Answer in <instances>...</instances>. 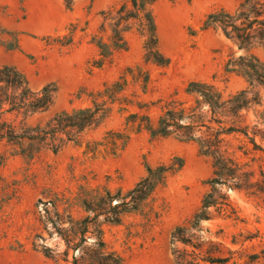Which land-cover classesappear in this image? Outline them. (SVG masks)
I'll return each mask as SVG.
<instances>
[{
    "label": "rangeland",
    "instance_id": "rangeland-1",
    "mask_svg": "<svg viewBox=\"0 0 264 264\" xmlns=\"http://www.w3.org/2000/svg\"><path fill=\"white\" fill-rule=\"evenodd\" d=\"M242 1L155 0L151 10L158 46L169 63L146 60L148 37L143 22L133 19L125 34L128 48L94 67L100 57L96 41H109L116 20L112 17L126 0H73L71 5L66 0H0V68L17 67L33 90L48 84L56 88L45 111L26 115L8 111V105L0 110L5 136L0 139V264H74L82 250L75 251L65 239L77 242L72 222L93 217L84 201L97 211H111L109 217L121 218L116 222L100 215L92 220L84 245L94 244L101 230L109 248L126 264H178L175 250L191 247L173 244L172 233L189 225L211 191L212 159L200 152L196 141L175 135L153 137L145 129L133 134L115 156L94 153L87 144L108 130L123 129L130 113L147 114L156 123L170 96L194 104L195 95L186 91L191 81L211 82L225 97L247 88L246 78L230 71L229 62L240 55H255L264 62V45L239 49L219 29L202 28L211 11L221 7L235 11ZM109 11L112 17L107 16ZM16 43L17 49L10 48ZM122 75L127 85L117 101L108 102L109 116L84 130L79 142L69 141L55 151L50 140L10 137L12 128L26 135L58 112L92 106L96 92ZM258 90L261 104L243 111L242 120L250 135L258 133L263 150H252L248 144L246 155L240 148L245 137L228 141L229 149L254 170L255 184L234 190L217 186L216 195L230 200V216L213 208L214 217L202 222L197 233L202 252L227 257L226 264H264V89ZM104 100L98 98L100 103ZM177 157L184 159L183 167L170 173L140 209L123 213V206L114 210L105 203L107 192L113 196L112 206L121 203L146 175L147 165H171Z\"/></svg>",
    "mask_w": 264,
    "mask_h": 264
},
{
    "label": "trees",
    "instance_id": "trees-1",
    "mask_svg": "<svg viewBox=\"0 0 264 264\" xmlns=\"http://www.w3.org/2000/svg\"><path fill=\"white\" fill-rule=\"evenodd\" d=\"M68 5L73 0H66ZM155 0H126L112 17V11L107 12L115 20L109 41L99 38L96 41L100 49V57L93 62L94 67L103 66L117 50H126L128 40L125 36L129 31V21L139 19L143 22V33L147 35L146 60H152L161 65H167L170 61L159 49L156 35V23L151 10ZM110 17V18H111ZM217 28L223 35L237 44L239 49H249L255 45H264V0H243L235 11H229L223 7L211 11L203 23V29ZM96 38V37H95ZM94 38V40H95ZM70 42V41H69ZM19 44L11 46L17 49ZM140 68V67H139ZM229 70L246 78L248 87L235 94L225 97L223 92L211 82L191 81L186 89L195 95L194 104L187 105L175 95L164 100L161 113L156 123L147 114L130 113L126 117L123 129H111L104 133L100 140L90 142L91 151L104 155H118L128 145L133 134L145 129L153 137H167L175 135L182 140H193L199 145L200 152L209 156L213 163V177L209 180L211 191L205 194L201 208L195 213L189 225H180L172 233V242H182L191 249L175 250V258L178 264H226L227 257L214 253H203L199 241L198 232L201 231V223L212 219V209L216 208L219 214L230 216L232 208L229 198L216 195L217 186H225L228 189H247L255 183L252 179L254 170H249L247 163H242L236 150L228 147L231 137H245L243 145L244 153L252 150H263L257 142V132L250 135L249 125L244 124L242 112L253 105L261 104V96L258 88L264 89V62L255 55H240L229 62ZM133 72V68H128ZM149 74L146 73L144 81L147 84ZM127 78L122 75L119 80L105 85L95 94L93 105L74 108L71 111L63 110L56 113L45 126L31 127L33 133L19 134L12 128L11 138H28L31 141L55 143L54 150L58 151L69 141L79 142L80 134L93 126H97L109 116L111 108L108 102L117 101V96L125 89ZM13 91L12 95L6 92ZM56 88L46 85L40 90H33L29 86L26 76L15 66L0 68V110L8 105V111H23L34 114L45 111L52 104ZM5 97L4 98V95ZM98 98L105 99L101 103ZM133 119V120H131ZM135 124V126H134ZM8 136V135H7ZM4 132L0 130V139L4 138ZM9 137V138H10ZM41 148L43 146H40ZM178 162L171 165L158 166L147 165L146 175L143 176L133 188H131L121 203L112 206L113 196L107 192L106 204L116 210L123 206V213L135 211L141 208L145 201L163 185L170 173L179 171L184 165V159L177 157ZM264 176V170H261ZM104 199V198H102ZM97 199L91 200V202ZM86 211L94 213L83 219L72 222V227L77 228L78 241L68 239V246L73 244V249H81L79 258H74V264H126L121 255L109 248L106 241L100 235L91 246L84 245L87 242V232L92 220L100 215H105L106 220L120 221V217H109L111 211L100 209L97 211L90 201H84ZM103 208V207H102Z\"/></svg>",
    "mask_w": 264,
    "mask_h": 264
}]
</instances>
